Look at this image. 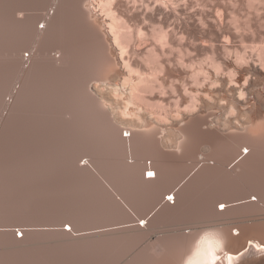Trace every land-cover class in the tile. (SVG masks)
Segmentation results:
<instances>
[{"label":"bare ground","instance_id":"1","mask_svg":"<svg viewBox=\"0 0 264 264\" xmlns=\"http://www.w3.org/2000/svg\"><path fill=\"white\" fill-rule=\"evenodd\" d=\"M122 2L181 0H0V264H182L205 233L215 264L263 258L264 45L194 60Z\"/></svg>","mask_w":264,"mask_h":264},{"label":"rangeland","instance_id":"2","mask_svg":"<svg viewBox=\"0 0 264 264\" xmlns=\"http://www.w3.org/2000/svg\"><path fill=\"white\" fill-rule=\"evenodd\" d=\"M245 1L246 0H181L179 6L175 8H154L149 12H146L145 14H143L142 8L133 9L131 6L124 4V2L120 4L119 8L121 13L130 20V23H134L135 21H139L142 17L148 16L151 17V19H153L154 21L164 22L170 30L171 37L176 38L175 36L183 35L185 40L181 45L183 47L188 46L194 51V60L202 59L204 58L206 53L214 51L216 52L219 61L224 62L227 59L226 55L224 54L225 46L232 50H238L240 52L243 48H246V50L250 53L249 49L251 47L264 45V6H261V10L256 13L249 10V8L245 4ZM216 9L218 10V12L221 11L223 15L221 13H218ZM232 15H235L237 17L236 19L238 20V24L240 25V30L238 31L234 29V26L231 22ZM215 16L217 18L219 17L221 21ZM246 23H248L247 27L245 25ZM41 25L42 24L39 25V28H42ZM226 34L230 36V42L228 44H225L224 42V37L226 36ZM175 54L176 53L174 52L169 56L163 57L162 61L165 70L173 68L175 64ZM26 57L27 54L24 55L25 59ZM251 57L252 63L257 64V58L255 54H251ZM262 101L264 103V98L262 99ZM125 135L127 134L123 132V136ZM66 150L69 151L74 149ZM66 150L65 153L67 158L71 155H74V153H76L77 151V149H75L76 151L74 152L71 151V153L73 152V154L68 156V154H70V151L68 153ZM84 159L90 160L86 157ZM84 159L80 162L81 164L85 162ZM67 161L70 162V160L68 159ZM191 162V160H189V163L187 162V169L189 171L193 167V164H191ZM147 164L149 165V161L147 162ZM210 164L212 165V162H210ZM187 169H185L183 176H185L189 172ZM67 172H69L70 174L68 173L69 176L67 174L69 178L66 176V180H68V182H71L70 180H74L75 176H70L72 173L71 170H67ZM106 172L99 167L97 172L94 173V177L97 178L96 180L100 181L101 179L100 183L104 185L105 180L109 181L110 179L101 176V173H103L104 175ZM165 198L168 199V196H166ZM251 199H254V197H252ZM218 208L221 207L218 206ZM134 217L135 216L133 215V218ZM133 223L136 224V222H132L129 225ZM139 224L142 225V221L139 222ZM113 227H128V224H125V226L119 225V227ZM38 228L48 229L49 227ZM66 228L67 225L64 227V229ZM14 229L17 232L16 235L19 236L20 231H18L17 228ZM35 229H37V227H35ZM245 251H247V249H245ZM260 256L261 255H258L257 257ZM258 259L259 260H252L250 262L247 261L243 264H264V257Z\"/></svg>","mask_w":264,"mask_h":264},{"label":"clouds","instance_id":"3","mask_svg":"<svg viewBox=\"0 0 264 264\" xmlns=\"http://www.w3.org/2000/svg\"><path fill=\"white\" fill-rule=\"evenodd\" d=\"M238 79V77H237ZM244 86L247 87V81H244ZM99 87V86H97ZM213 88H219V84H213ZM230 87H239V84L236 85H230ZM239 99H244L243 96L238 97ZM221 103H225L224 101H221ZM107 107V105H104ZM185 113L188 112L187 109L183 110ZM199 112V108H195L192 110V114H195ZM176 120H182L183 116L180 115L179 113L176 114L175 116ZM145 131H148L145 129ZM182 136V134H181ZM184 140L181 138L175 146V151L178 153L181 151V145L183 144ZM199 248L196 249L194 248L193 251L184 258L182 264H215V261L211 259L213 255L214 249H216L219 246V241L216 240L213 236L209 235L208 233H205L202 235L201 239L198 241Z\"/></svg>","mask_w":264,"mask_h":264},{"label":"snow or ice","instance_id":"4","mask_svg":"<svg viewBox=\"0 0 264 264\" xmlns=\"http://www.w3.org/2000/svg\"><path fill=\"white\" fill-rule=\"evenodd\" d=\"M41 27H43V25H41ZM147 175L151 178L153 177L155 174L153 172H148ZM169 200L172 199V197H168ZM221 207H223V205H221Z\"/></svg>","mask_w":264,"mask_h":264},{"label":"built area","instance_id":"5","mask_svg":"<svg viewBox=\"0 0 264 264\" xmlns=\"http://www.w3.org/2000/svg\"><path fill=\"white\" fill-rule=\"evenodd\" d=\"M146 175H147V173H146Z\"/></svg>","mask_w":264,"mask_h":264}]
</instances>
